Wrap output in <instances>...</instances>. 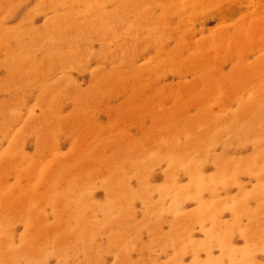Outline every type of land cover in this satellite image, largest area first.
Here are the masks:
<instances>
[{"label":"rangeland","instance_id":"1","mask_svg":"<svg viewBox=\"0 0 264 264\" xmlns=\"http://www.w3.org/2000/svg\"><path fill=\"white\" fill-rule=\"evenodd\" d=\"M0 264H264V0H0Z\"/></svg>","mask_w":264,"mask_h":264}]
</instances>
